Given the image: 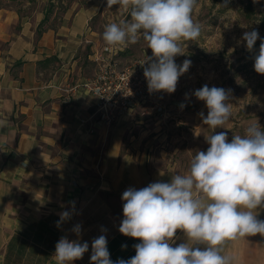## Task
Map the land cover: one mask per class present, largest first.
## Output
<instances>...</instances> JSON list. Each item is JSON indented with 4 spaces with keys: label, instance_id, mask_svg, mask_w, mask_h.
<instances>
[{
    "label": "crops",
    "instance_id": "0c3cea01",
    "mask_svg": "<svg viewBox=\"0 0 264 264\" xmlns=\"http://www.w3.org/2000/svg\"><path fill=\"white\" fill-rule=\"evenodd\" d=\"M97 13L94 7L64 13L66 25L37 36L48 15L34 21L0 7V264H56L52 254L62 236L89 244L72 264H90L91 243L100 235L113 261L130 259L140 240L119 232L122 193L183 174L152 165L135 142L124 144L136 108L108 127L96 96L81 86L97 73L102 54L122 49L99 45L90 26ZM88 46L92 52L81 55ZM63 211L73 214L57 226ZM258 218L264 220V208ZM77 224L79 237L71 231ZM182 242L178 230L175 244ZM222 254L232 264H264V236L228 240Z\"/></svg>",
    "mask_w": 264,
    "mask_h": 264
},
{
    "label": "clouds",
    "instance_id": "9594fccd",
    "mask_svg": "<svg viewBox=\"0 0 264 264\" xmlns=\"http://www.w3.org/2000/svg\"><path fill=\"white\" fill-rule=\"evenodd\" d=\"M113 5L127 9L130 19L105 25L106 46L126 47L142 38L152 52L141 63L147 64L143 71L149 93H174L179 77L191 65L188 59L177 64L175 57L184 55L182 45L197 40L202 32V25L193 19L197 0H107L108 8ZM258 39L254 70L264 75V38L256 29L241 37L249 52ZM193 95L207 107L206 116L203 111L198 115L215 133L205 136L209 147L195 152L186 174H174L170 182L126 189L119 232L140 240L133 245L135 255L113 261L107 238L100 235L91 243L90 264H232V258L222 254L226 241L264 236V220L258 218L264 208V128L258 121L252 123L243 136L234 134L229 142L226 131L215 130L225 128L233 114L231 89L205 84ZM70 203L74 210V202ZM72 214L61 212L57 226ZM178 230L185 242L175 244ZM71 231L79 237L81 225ZM88 250V242L62 236L52 256L56 264H72Z\"/></svg>",
    "mask_w": 264,
    "mask_h": 264
},
{
    "label": "rangeland",
    "instance_id": "374dc122",
    "mask_svg": "<svg viewBox=\"0 0 264 264\" xmlns=\"http://www.w3.org/2000/svg\"><path fill=\"white\" fill-rule=\"evenodd\" d=\"M0 7L14 8L34 21L42 14L48 15L49 19L38 26L37 36L48 27L66 25L68 19L62 18L64 13L72 14L84 7L98 8L90 26L98 33L102 48L106 46L102 38L105 25L130 19L127 9L119 5L108 8L107 0H0ZM193 19L202 25L201 35L195 41L185 42L182 45L185 54L175 57L177 64L185 59L191 61L188 71L179 77L174 93L156 92L146 103L133 107L136 114L126 119L130 123L123 138L124 144L135 142V151L146 153L152 165L175 166L183 174L195 152L206 151L209 147L205 136L215 134L203 125L198 115L201 111L207 115L205 103L193 95L205 84L231 89L233 114L225 128H217L215 132L226 131L230 142L234 134L243 136L252 123L258 121L264 128V75L254 70L261 41L257 40L251 52L246 49V42L241 41L243 33L253 29L264 38V0L258 3L253 0H197ZM111 47H122L109 57L119 69L152 55L142 38L126 47ZM85 52H92L90 46L80 50L81 55ZM102 58L108 56L102 54ZM94 76L90 75L87 80ZM185 94H188L187 99ZM181 104L185 105L183 109ZM126 112L117 115L110 125L103 124L112 126Z\"/></svg>",
    "mask_w": 264,
    "mask_h": 264
},
{
    "label": "built area",
    "instance_id": "2783aa9c",
    "mask_svg": "<svg viewBox=\"0 0 264 264\" xmlns=\"http://www.w3.org/2000/svg\"><path fill=\"white\" fill-rule=\"evenodd\" d=\"M150 57V56H148ZM139 59L119 69L113 58L100 59L94 78L84 81L81 86L97 98L100 121L110 125L117 115L132 109L139 103H146L156 92L149 93Z\"/></svg>",
    "mask_w": 264,
    "mask_h": 264
}]
</instances>
